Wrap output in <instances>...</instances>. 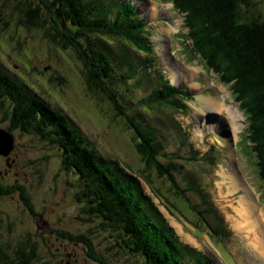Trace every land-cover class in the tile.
Masks as SVG:
<instances>
[{
    "label": "rangeland",
    "instance_id": "obj_1",
    "mask_svg": "<svg viewBox=\"0 0 264 264\" xmlns=\"http://www.w3.org/2000/svg\"><path fill=\"white\" fill-rule=\"evenodd\" d=\"M27 1L0 0V71L15 77L25 86V91L44 99L54 110L63 112L81 135L86 136L88 144L99 152L102 163L110 164L120 175V181L135 183L139 198L145 201L143 209L151 219L152 229L164 238L168 250L183 264H263L260 255L264 249L261 245L257 249V243H251L246 233H242L239 223L242 218L237 210L244 197L264 209V181L259 174V159L252 150L254 144L247 141L248 134H244L248 130L247 120L232 98V86L193 51V40L184 28V15L177 12L174 5L171 14L163 13L161 9L168 10L172 5L165 0L168 3L155 0L159 5L152 3L153 0H115L132 12L130 25L137 26L130 22L135 17L136 22L146 27V50L129 54L110 47L116 68L114 82L117 79L112 86L122 96L119 101L125 113L137 116L136 104L157 93L160 87H166L168 82L180 90V97L171 98L164 106L138 111L143 121L156 130L158 159L171 173V180L169 175L162 176L155 168L147 167L135 145L139 138L126 122L129 119L119 116V111L107 98L88 90L83 77L85 69L74 52L56 46L44 30H31L23 25L28 16ZM111 1L102 0L101 7L104 2L110 6ZM250 2L253 7L252 0ZM251 10L242 7L245 17L261 15L264 18L263 7ZM117 13L115 8L113 17ZM106 16L110 19V12ZM129 63L138 74L131 79H121L132 71ZM204 66L207 69L203 72ZM171 71L176 76H171ZM194 72L201 74L196 76ZM178 74L188 75L181 78ZM223 97L228 104H224ZM219 101L222 108L235 107L238 118L241 116L238 137H231L228 113L219 114L222 113ZM2 107L12 111L8 103ZM9 112L5 114V109L3 112L0 108V128L8 132L13 127L8 120ZM216 120L224 124L223 129L219 130L217 123L211 129V122ZM10 133L15 136L19 155V184L27 189L25 192L32 200L35 213L23 202L24 188L10 195H0V250L8 256V261L14 259L17 246L24 242L38 247L39 259L35 264H65L74 250L82 259L98 264L86 256L83 244L67 239V234L89 236L109 264L145 263L140 254L128 250L123 233L109 227L98 214L87 211V202L81 200L79 178L74 172L63 169L62 152L57 146L17 129ZM235 151L239 156L236 157L237 168L232 161ZM173 166L178 169L174 170ZM235 169L246 182L251 178L247 185L253 196L243 187H232V192L229 182L223 179L224 172L239 179ZM147 178L159 191L162 197L159 201L155 198L157 194L151 193L147 186ZM209 199L217 206L216 210L209 212L210 207L205 204ZM167 204L172 214L166 210ZM213 237H220L221 241L216 242ZM63 245L68 246L70 258L68 253L62 252ZM6 261L2 258L0 264Z\"/></svg>",
    "mask_w": 264,
    "mask_h": 264
},
{
    "label": "trees",
    "instance_id": "obj_2",
    "mask_svg": "<svg viewBox=\"0 0 264 264\" xmlns=\"http://www.w3.org/2000/svg\"><path fill=\"white\" fill-rule=\"evenodd\" d=\"M165 1L173 3L179 13L188 14L187 26L194 51L203 60H207L209 68L222 75L225 83L234 82L232 90L238 96L237 99L240 96L242 99L239 101L248 103L247 106L242 105L245 113L252 116L249 118L251 137L247 133L246 138L254 144L259 159L260 178L264 181V18L261 15L253 18L244 16L242 6L254 9L250 0ZM27 2L28 16H25L23 25L31 30H44L56 46L74 52L85 69L83 77L88 90L101 98H107L119 111V116L129 119L130 122H126L139 138L135 145L141 158L149 165L147 167L155 168L162 176H170L171 173L158 159L160 151L156 130L143 121L138 111H152L154 106H164L171 98H179L180 90L166 83V87H160L157 93L139 101L134 110L137 116H131L123 110L119 101L122 96L112 86L117 79L114 82L116 68L110 47L128 51L129 54L132 51L144 52V37L147 34L144 24L136 22L133 17L130 22L137 26L130 25L132 12L115 0L110 2V6L104 2L103 7L100 3L102 0ZM115 8L118 13L113 17ZM107 12H110V19L106 16ZM129 64L132 71L122 75L121 79H131L138 74L133 71V64ZM24 87L15 77L0 71V94L3 93L0 95L1 108L5 106L6 100H11L13 104L10 108L12 117L8 116L13 127L9 131L17 129L57 146L62 152L63 169L74 172L79 178L83 194L81 200L87 202V211L98 214L109 227L123 233L128 250L140 254L145 260L144 264H183L178 256L168 250L164 238L156 229H152L151 219L143 209L145 201L139 198L135 183L120 181V175L110 164L102 163L99 152L88 144L86 136L81 135L80 130L71 124L63 112L54 110L44 99L28 93ZM173 167L174 170L178 169ZM170 179L172 180L171 176ZM147 182L152 192L162 199L151 181L148 179ZM22 188L24 187L19 191ZM176 188H179L178 182ZM25 190L27 189L22 191L23 202L35 213L32 200ZM206 203L210 207L209 212L217 209L211 199ZM166 207L168 208V204ZM168 210L172 214V210ZM209 230L207 232L210 235ZM65 235L68 236L67 239L83 244L84 252L90 260L98 264H109L98 253L89 236ZM213 239L221 241L220 237ZM2 258L7 260L6 264H35L39 259L38 247L22 242L14 252V259L8 261V256L0 250V259Z\"/></svg>",
    "mask_w": 264,
    "mask_h": 264
},
{
    "label": "bare ground",
    "instance_id": "obj_3",
    "mask_svg": "<svg viewBox=\"0 0 264 264\" xmlns=\"http://www.w3.org/2000/svg\"><path fill=\"white\" fill-rule=\"evenodd\" d=\"M151 1V0H150ZM152 3H154L155 5H159L160 4V2H158V1H155V0H153V1H151ZM164 3H168V2H164ZM172 5H169L170 7H169V9L168 10H166V9H161V11L163 12V13H167V14H171V12H172V9H173V3H171ZM172 6V7H171ZM152 7H154V6H152ZM155 8V7H154ZM178 12V11H177ZM182 15H184V28H186L187 30H188V33H190V30H189V27L187 26V13L186 12H184V13H182ZM176 22V21H175ZM177 27V29L179 30V29H181L180 28V26L178 25V26H176ZM192 32V31H191ZM180 34V33H179ZM186 35H188L189 36V34H186ZM190 37V36H189ZM182 42H184V41H182ZM195 47H193L192 49H193V51L195 50L194 49ZM163 53H165V52H163ZM196 53V52H195ZM197 54V53H196ZM165 55H166V53H165ZM177 63V62H176ZM172 64L173 65H175L176 66V64L175 63H173L172 62ZM205 65V64H204ZM192 66V65H191ZM193 68H198V67H196V66H192ZM186 68V67H185ZM206 67L204 66L203 67V72L204 71H206ZM200 71V70H199ZM202 72V73H203ZM199 73L200 72H194V74H196V76H198L199 75ZM170 74H171V76H176V73L174 72L173 73V71H171L170 72ZM201 74V73H200ZM204 74V73H203ZM188 74H186V75H181V76H179V74H178V76L179 77H186ZM173 76V77H174ZM204 77H205V75H203ZM208 77H210V76H208ZM208 77H206V78H208ZM209 83H211V82H209ZM215 81H213V86H215ZM233 83L234 82H231L230 83V85L232 86L233 85ZM170 87H172V88H175L173 85H171L170 84V82H168L167 83ZM178 87V86H177ZM161 88H163V87H161ZM178 89V88H177ZM234 92L233 91H231V94H232V98L239 104V111H241V112H243V114L245 115V117H246V120H247V124H248V130L247 131H245L244 132V134H247V133H249V126H250V120H249V118H251V117H249L246 113H245V111H244V109L242 108V105L244 104V103H242L241 101H239V99H240V96H239V99H237V97L238 96H235V94H233ZM220 95H222L223 96V93H221ZM228 98V97H227ZM230 98V97H229ZM242 99V98H241ZM240 99V100H241ZM251 101V100H250ZM223 102H224V104H228V101H227V99L225 98V97H223ZM243 102H244V100H243ZM6 103H12L11 102V100H6ZM5 103V104H6ZM4 104V105H5ZM246 104V105H245ZM245 106H247L248 105V103H246L245 102ZM250 104H251V102H250ZM2 104L0 103V106H1ZM253 105V104H252ZM10 106V108H11V105H9ZM227 106V105H226ZM218 107H219V111H221L222 113H219L218 111V113L219 114H221V115H225V114H223V112L224 111H227V113H228V117L226 118L227 119V124H228V127H229V129L231 128V132L233 133V134H231V137L233 138V135L235 136V135H237V137L239 136V135H241V134H239L238 135V131H239V127H238V123H239V119L241 118V116H240V118H238V116H237V114H236V111L234 110L235 109V107H233V108H231V109H228V107H226V109L225 108H222L221 107V102L219 101V104H218ZM230 107V106H229ZM237 107V106H236ZM1 108V107H0ZM2 109V111L4 112V109H5V114H6V112H9L8 111V109H6V108H1ZM217 109V108H216ZM237 109H238V107H237ZM250 109V108H249ZM254 109H256L255 108V106H254ZM251 111V110H250ZM217 112H215V113H217ZM240 112V113H241ZM252 112V111H251ZM12 113V112H11ZM247 113H248V111H247ZM254 113V112H253ZM9 115H10V112H9ZM239 115H242V114H239ZM11 116V115H10ZM12 117V116H11ZM244 117L242 116V119H243ZM8 120H10L11 121V118H8ZM243 121H244V119H243ZM252 122V121H251ZM211 123H213V126H211V129L214 127V126H218L219 127V130H221V129H223L224 128V124L223 123H220L219 121H214V122H211ZM217 123V124H216ZM216 124V125H215ZM252 125V124H251ZM235 133V134H234ZM249 135H250V133H249ZM243 136H245V135H243ZM246 137V136H245ZM250 137H251V135H250ZM235 144V143H234ZM256 145V144H255ZM234 150H235V148H234ZM252 150H253V152L255 153V155H256V157H257V153H256V151L254 150V146H253V148H252ZM236 157H239L238 156V152L237 151H235L234 153L232 152V161H233V166H234V168H237V167H239L238 165V159L236 158ZM258 163H259V161H258ZM260 166H261V164H259ZM262 169V168H261ZM235 172L237 173V171H236V169H235ZM261 172V171H260ZM238 174V176H239V179H236L235 177H230V175H229V173H223L222 174V177H223V179L225 180V181H227V182H229V185H230V188L232 189V187H235L236 189H238V188H241V187H243V188H245V189H248V191H249V194L250 195H252V191H251V189L250 188H248V185H247V182L250 184V182L252 181V180H250L251 178H248V180H247V182H246V180L243 178V176L238 172L237 173ZM260 175H261V173H260ZM229 188V187H228ZM150 189V188H149ZM232 192H233V189H232ZM241 194V193H240ZM253 196V195H252ZM155 198L159 201L160 200V197L158 196V194H157V196L155 195ZM259 198H260V196H259ZM258 204V203H257ZM255 204L252 200H247V198L246 197H244L243 199H242V201H241V204H240V206H239V209H237V210H239L240 211V216H241V222H239V223H241V227H242V233H246V238H247V240H251L252 242L251 243H257V246L255 245V247H257V249H259L260 248V245H261V247H263V249H264V209L262 210L261 208H260V205L258 204ZM166 208V210L171 214V212L168 210V208L167 207H165ZM164 208V209H165ZM240 229V228H239ZM240 231V232H241ZM257 253H258V251H257ZM260 258L262 259L261 260V262L264 264V250H263V252L261 253V255H260Z\"/></svg>",
    "mask_w": 264,
    "mask_h": 264
},
{
    "label": "flooded vegetation",
    "instance_id": "obj_4",
    "mask_svg": "<svg viewBox=\"0 0 264 264\" xmlns=\"http://www.w3.org/2000/svg\"><path fill=\"white\" fill-rule=\"evenodd\" d=\"M253 7H263L264 8V0H252ZM246 8L249 11H252L251 8H247V6H242ZM264 15V12H262ZM18 82V81H17ZM3 94V93H1ZM0 94V95H1ZM8 105H13L12 103H9ZM4 129V128H0ZM26 135V134H25ZM15 138V136H14ZM16 145L14 147V150L8 155L4 156L0 154V163L2 167H0V195L6 196L10 195L14 190L20 189L21 184H19V175L21 173L20 165H19V155L16 153ZM23 187V186H22ZM25 188V187H24ZM63 253H68L67 249L68 246L63 245L61 246ZM84 252V248H83ZM67 255V254H66ZM69 255V256H68ZM67 257L70 258V254L68 253ZM71 259L66 260L65 264H93L92 262H88L87 260H84L77 254V252L74 250L73 255H71ZM84 260V261H83ZM81 262V263H80ZM83 262V263H82Z\"/></svg>",
    "mask_w": 264,
    "mask_h": 264
},
{
    "label": "water",
    "instance_id": "obj_5",
    "mask_svg": "<svg viewBox=\"0 0 264 264\" xmlns=\"http://www.w3.org/2000/svg\"><path fill=\"white\" fill-rule=\"evenodd\" d=\"M14 147V136L10 132L0 129V154L8 156L14 150Z\"/></svg>",
    "mask_w": 264,
    "mask_h": 264
}]
</instances>
